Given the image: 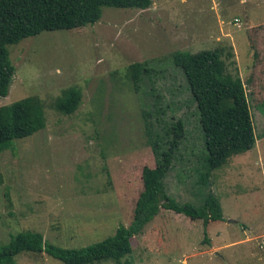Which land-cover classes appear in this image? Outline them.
Masks as SVG:
<instances>
[{"label": "rangeland", "instance_id": "374dc122", "mask_svg": "<svg viewBox=\"0 0 264 264\" xmlns=\"http://www.w3.org/2000/svg\"><path fill=\"white\" fill-rule=\"evenodd\" d=\"M217 47L225 49L228 72L246 85L257 144L215 169L204 187L198 182L207 153L200 113L172 54ZM9 50L17 72L0 106L39 96L47 125L0 153V246L32 230L57 246L81 248L128 225L143 168L156 165L145 118L150 111L156 119L158 106L165 119L186 125L180 159L166 179L170 195L199 205L211 189L224 220L205 227L161 209L132 238L131 254L92 264H264V0L105 7L93 25L43 31ZM144 61L152 73L136 90L127 67ZM71 86L82 89V103L73 114H61L54 101ZM16 260L65 264L45 252L25 251Z\"/></svg>", "mask_w": 264, "mask_h": 264}, {"label": "trees", "instance_id": "16d2710c", "mask_svg": "<svg viewBox=\"0 0 264 264\" xmlns=\"http://www.w3.org/2000/svg\"><path fill=\"white\" fill-rule=\"evenodd\" d=\"M152 4L153 0H0V97L9 95L17 72L10 57V45L43 31L93 25L101 20L105 7L144 10ZM224 50L222 47L194 53L177 50L172 54L173 62L185 74L200 113L207 153L203 154L202 168L198 170V182L204 187H209V178L215 169L257 144L246 85L240 76L228 72ZM151 73L148 61L134 62L127 67V77L136 90ZM82 98V89L71 86L55 99L53 108L71 115L81 105ZM155 111L156 119L150 111L145 119L156 165L143 168V189L128 225L121 224L114 234L81 248H63L46 241L41 232L25 230L12 235L10 242L0 246V264H18L16 256L25 251L45 252L65 264H92L108 259L120 262L132 253V238L140 234L161 209L172 210L191 220H202L205 227L211 222L223 221L220 199L211 189L199 205L177 201L170 195L166 179L180 159V149L187 136L186 125L181 118L165 119L166 111L162 107L156 106ZM46 125L45 103L39 96L30 95L0 106V153L12 148L15 140L32 136Z\"/></svg>", "mask_w": 264, "mask_h": 264}, {"label": "built area", "instance_id": "2783aa9c", "mask_svg": "<svg viewBox=\"0 0 264 264\" xmlns=\"http://www.w3.org/2000/svg\"><path fill=\"white\" fill-rule=\"evenodd\" d=\"M235 22H236V24L240 23V19L235 18Z\"/></svg>", "mask_w": 264, "mask_h": 264}]
</instances>
